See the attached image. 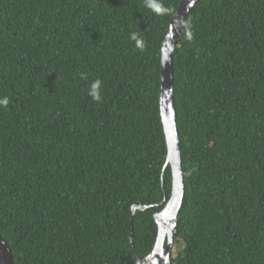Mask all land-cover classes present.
<instances>
[{"label": "trees", "instance_id": "1", "mask_svg": "<svg viewBox=\"0 0 264 264\" xmlns=\"http://www.w3.org/2000/svg\"><path fill=\"white\" fill-rule=\"evenodd\" d=\"M161 2L158 15L144 0H0V234L14 264H136L134 205L147 206L135 252L151 253L172 188L159 89L180 0ZM173 69L185 195L171 264H264V0H199Z\"/></svg>", "mask_w": 264, "mask_h": 264}, {"label": "water", "instance_id": "2", "mask_svg": "<svg viewBox=\"0 0 264 264\" xmlns=\"http://www.w3.org/2000/svg\"><path fill=\"white\" fill-rule=\"evenodd\" d=\"M199 0H180V4L174 16L171 18L161 48V60L167 56V60L161 63V83L159 89L161 119L167 145V156L162 171V185L164 188V173L167 166L171 167L172 190L159 205L164 208L155 214L158 226L154 247L149 255L140 259L135 252L133 243V215L137 209L145 210L147 206L134 205L130 213V244L135 253L136 264H171L174 252V233L178 229L179 211L185 195L184 172L182 167L180 135L176 120L174 99V69L173 56L178 46L180 37L185 33L192 10ZM0 264H14L10 246L0 234Z\"/></svg>", "mask_w": 264, "mask_h": 264}, {"label": "clouds", "instance_id": "3", "mask_svg": "<svg viewBox=\"0 0 264 264\" xmlns=\"http://www.w3.org/2000/svg\"><path fill=\"white\" fill-rule=\"evenodd\" d=\"M144 2H145V7L148 8L149 10H151L155 14L160 15V14H165L168 12V9L163 5L161 0H144ZM188 38L189 39L192 38V34L190 31L188 32ZM131 39L136 42L137 48L143 49L144 42L141 38L138 37V35L136 33H133L131 35ZM166 60H167V56L162 58L161 63L163 64ZM101 86H102V81L100 79H96L91 83L88 94L92 97V99L94 101L98 102L101 100V91H100ZM8 104H9L8 97H6V96L0 97V106L7 107ZM164 185H165V180H164ZM164 188H165V186H164ZM171 190H172V188H171ZM174 251H175V242H174ZM172 255H174V252Z\"/></svg>", "mask_w": 264, "mask_h": 264}, {"label": "rangeland", "instance_id": "4", "mask_svg": "<svg viewBox=\"0 0 264 264\" xmlns=\"http://www.w3.org/2000/svg\"><path fill=\"white\" fill-rule=\"evenodd\" d=\"M178 246V245H177ZM177 246H175V251H174V255L176 256L177 255V253H178V247Z\"/></svg>", "mask_w": 264, "mask_h": 264}]
</instances>
